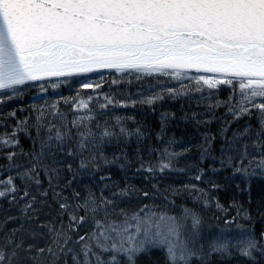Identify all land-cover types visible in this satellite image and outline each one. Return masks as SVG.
I'll return each instance as SVG.
<instances>
[{
	"label": "snow or ice",
	"instance_id": "6c2138e0",
	"mask_svg": "<svg viewBox=\"0 0 264 264\" xmlns=\"http://www.w3.org/2000/svg\"><path fill=\"white\" fill-rule=\"evenodd\" d=\"M182 98L196 110L162 111L158 130L118 111ZM177 119L202 126L199 145L177 150ZM0 127V198L24 220L0 227V264H140L153 249L162 264H264V230L208 175L264 177V0H0ZM172 172L189 181L151 182Z\"/></svg>",
	"mask_w": 264,
	"mask_h": 264
},
{
	"label": "trees",
	"instance_id": "16d2710c",
	"mask_svg": "<svg viewBox=\"0 0 264 264\" xmlns=\"http://www.w3.org/2000/svg\"><path fill=\"white\" fill-rule=\"evenodd\" d=\"M106 80L110 81V78H106ZM143 82H137L133 80L131 84L123 83L120 85H110V82L103 83V89L107 91L109 87L113 89L124 88L132 93H136L137 89L141 86ZM147 88V85H144ZM76 91H80L81 93L90 92V89H80L78 86H70V85H62L60 92L64 96L75 95ZM25 100L28 104L32 103L31 97L26 96ZM185 110H196V105L194 102L190 104L185 101V99H177V100H166L162 105L157 104L156 110L153 111L148 106L137 105L135 108L129 107L128 109H119L120 113L127 112L129 115H134L136 117V121L149 129L158 130L160 124V113L162 111H171L176 112L178 116L183 115L181 111V107ZM61 107L67 110L70 105H65L63 101H61ZM31 111V109H28ZM224 112L223 108L218 110V114ZM18 115L21 117L25 115V112H19ZM71 115V113H69ZM129 124L135 126L133 121H129ZM218 127V122H214L213 131ZM3 128L0 127V131ZM202 126L197 127L194 121H184L177 119L174 122L169 124V135L175 134L179 144L177 145V150H179L180 145L191 144L193 146L199 145L202 141L203 137L201 135ZM24 146L27 149L30 147V143L25 139ZM198 152V148L193 147L192 152L188 154L187 158L189 161H195L196 154ZM5 158L0 156V163H4ZM211 164V160H205L204 166H208ZM112 172L115 173L114 179L120 181L122 179L123 173L116 166H112ZM103 174V173H100ZM98 174L95 179H99ZM208 175H211V178L219 183L221 187L219 189H210L215 195L220 197L221 202L225 205V207L229 208L232 211V214H235L234 209H231L232 200L235 199L239 203L243 204V206L252 214L253 217V226L255 230L259 233V231L264 230V216L261 215L264 212V207H262V203H264V177L262 176H253L250 178H240V174L233 175L232 169H223L220 172L212 175L209 171ZM130 179L133 183H135L138 187H146L149 181L145 178V176L136 175L130 176ZM93 177L84 176V182L90 183L92 182ZM157 180L161 183L162 187H166L168 184H179L181 181L188 182L189 177L183 173H166L164 175H158L156 180L151 181L152 183H156ZM250 183V187H249ZM237 184H240L241 187L237 188ZM46 186V185H45ZM201 187L209 188V184L205 181L201 183ZM243 189V190H241ZM179 199V198H178ZM189 205L193 203L191 197H188L186 201ZM212 212H216L219 214V210L212 208L211 212L205 211L204 215L206 219H209ZM11 215L13 217H17L18 219L9 220L7 224L3 222L7 219V217ZM23 217L21 216L20 206L12 203L8 199L0 198V227H6L11 229L13 227L19 226L20 223H23ZM140 264H162L163 262V254L159 252V250L153 249L149 253H143L139 257Z\"/></svg>",
	"mask_w": 264,
	"mask_h": 264
}]
</instances>
